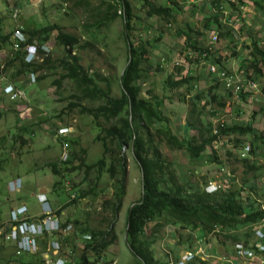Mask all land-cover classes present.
Segmentation results:
<instances>
[{
  "label": "trees",
  "instance_id": "1",
  "mask_svg": "<svg viewBox=\"0 0 264 264\" xmlns=\"http://www.w3.org/2000/svg\"><path fill=\"white\" fill-rule=\"evenodd\" d=\"M61 1L72 2L78 8H86L91 12L93 21H87L82 26L83 31L80 35L67 32L54 22L40 26L26 23L18 28L12 25L10 30L0 25V51L7 50L9 53L6 60L0 64V78L6 73L9 82L23 91L31 74L35 75L37 82L50 79L48 86L55 87L58 95L68 91L65 97L60 96L56 99L59 102L68 101L57 117L61 118L64 114L71 119L75 116H88L97 130L94 140L101 144L102 154L96 162L92 164L86 162L87 150L84 147L74 149V146L80 144V139L67 132L56 136L63 145L66 143L71 148V151L68 150V158L65 161H50L45 165L59 178L47 199L57 216H60L67 206L78 204L80 200L89 197L93 201L98 199L100 209L106 213L100 216L95 210L93 213L85 211L86 218H68L61 223L62 228L68 224L72 226L69 235L63 236L59 232L53 234L57 238L55 240L69 245L74 253L66 264L107 263L104 254L116 241V220L123 208L127 193V153L132 155L142 175L141 197L127 209L123 231L124 243L135 264L169 263L157 259L153 249L160 239V230L167 226L175 228L178 244L184 250L192 252H196L193 247L194 241L207 234H212L213 239L221 243L224 241L219 239V235H224L225 240H230L234 247L238 243H243L245 246L255 242L264 244V227L261 226L264 224L263 175L258 162L251 160L260 145H264V133L254 127L257 113H253L248 121L242 123L226 124L224 121H217L215 125L205 126L201 120L202 115H207L209 111L210 116H213L225 109V103L221 102V96L218 94L219 88L229 95L236 94L243 99H246L247 94L234 93L226 89L215 77L212 85L206 89H197V78L191 75V68H187L184 63H177L175 71L165 81V88L183 90L180 93V101H187L188 96L191 104L190 117L184 126L186 135L183 138L178 137L170 128L168 118L160 110L164 103L163 98L156 94L153 87L145 90L144 86L151 72V65L148 64L149 43L134 36L138 31L139 20H152L155 25H147V27L149 30L157 28L158 35L154 39L155 42L161 41L166 34L175 30L177 38L184 37V42L183 44L175 42L172 48L184 57V61L190 65L214 64L217 68L227 71L225 63L228 58L240 59L241 55L234 51L227 56L221 50H214L210 45L215 43L212 42L213 35L207 43L205 30L209 29L216 33L217 39L231 36L233 27L225 22L224 11L230 8L228 19L239 20L240 12L245 6L250 5L249 8L263 9L264 16V7L260 0H207L211 13L202 18V30L193 21L185 22L186 29L179 27L177 18L185 11L187 0H164L162 3H158L157 0H136V3L131 0H100L97 6L92 5V0ZM194 7L195 5L191 3V16L195 13ZM140 13L144 18L140 17ZM118 18L122 22L120 37L125 45L126 62L123 74L115 79L112 73L104 75L97 70L91 71L92 69L84 67L81 63L82 57L74 53V50L77 47L87 50L92 48L91 44L97 40L95 34L104 28L108 29ZM213 26H216L215 29ZM16 31L22 32L25 37L24 42L12 38ZM257 32V29H252L248 33L249 44L245 43L244 49H249V53L241 60L244 71L240 75L259 84L261 95L257 101H263L264 49L261 46V39L256 35ZM84 35L88 39L81 43ZM34 41L38 43L41 62L25 60V48ZM50 41L54 42V47L46 54L41 50V46ZM15 44H18V48H15ZM58 50L61 54L56 57L55 53ZM157 69L162 70L158 64ZM185 71L187 72L183 75ZM176 75L179 76L177 79H175ZM212 103H218V109L212 108ZM207 106L211 109L207 110ZM259 110L262 111V108ZM196 122H200V125L197 126ZM69 124L66 127H71L73 124L77 130H81L79 124L71 122ZM32 126L33 124L21 126L19 128L21 132L14 140L26 144L27 138L24 135L29 133L32 136L31 134L34 133ZM195 128L198 131L197 135L188 137V130ZM235 135H249L251 146L241 145L238 157H235L232 151H228L226 163L218 159V156L210 158L207 155V160L217 163L219 170H223L225 165L230 167L229 173L223 180L225 183L218 182V186H215L213 191L205 189L208 185L207 180H204V186L193 184L187 179L184 181L181 173L164 156L161 148L164 145L170 149L184 151L191 160H199L205 157L208 148L213 149L222 138H228L230 141ZM229 144L230 148L237 149L240 142L236 139ZM246 146L249 150L242 155ZM232 158L241 165V171L238 166L232 168L229 165L234 163L231 161ZM4 162L5 158H0V171L4 169ZM73 173L82 174L83 177L79 183L71 186V190H68L66 179ZM105 174L108 176L106 182L103 180ZM58 191L66 192L69 201L57 206L53 199ZM91 204L95 203L91 202ZM2 212L3 209L0 210V213ZM93 214L98 215L99 222L106 223V227H92L89 216ZM152 222L155 223L148 230ZM258 231L263 233L262 238L258 237ZM195 232H198L200 237L196 234L194 236ZM48 236L47 234L44 236L41 242L42 248L37 253L16 255L18 258L14 260L0 258V264L17 262L18 259L20 264H47L44 245ZM78 241L83 243V248L79 249ZM78 249L80 253L76 255ZM254 250L256 254L264 257V252ZM175 258L179 261L180 256L177 254ZM186 264L214 263L195 255Z\"/></svg>",
  "mask_w": 264,
  "mask_h": 264
},
{
  "label": "rangeland",
  "instance_id": "2",
  "mask_svg": "<svg viewBox=\"0 0 264 264\" xmlns=\"http://www.w3.org/2000/svg\"><path fill=\"white\" fill-rule=\"evenodd\" d=\"M131 1L136 3V0ZM157 1L158 3L164 2V0ZM91 2L93 6H97L100 0H92ZM260 2L262 7H264V0H260ZM185 5H187L185 8H190L191 1L189 0ZM197 5L196 10L195 7L193 9L195 13H192L189 20L195 21L198 23V28L203 29L202 18L208 16L211 11H209V8L205 4L204 9L202 11L199 10L202 5L201 1ZM249 7L251 6H245L242 12H240L239 20L234 18L228 19L230 8L228 9L226 7L224 19L226 23L232 25V35L218 37L215 43L210 44L214 50H221L227 56H230L234 51L241 55L240 59L235 57L228 58V61L225 63L227 71L233 75L242 74V71H244V68L241 67V60L246 58L249 53V49H244L245 43L249 44V31L257 29L258 32L256 35L261 39V46L264 49L263 9ZM16 11L18 14L14 15ZM136 12H138L137 9ZM90 14L91 12L86 10V8H78L72 2L64 3L61 0H0V25L5 27L6 30H10L12 25L18 28L26 23L40 26L47 22H54L58 23L65 31L80 35L83 31L82 26L87 21H93ZM140 14V17L144 18V15L142 13ZM179 19L185 21L187 17L184 14H179ZM139 23H137L138 31L134 36L140 37L142 41L149 43L150 59L148 64L151 65L150 78L145 83V90L153 87L156 94L163 98L164 103L160 107V110L168 118V124L173 133L183 138L186 135L184 126L190 117L189 111L191 104L189 103L188 96L187 101H180V93L183 90H168L165 88L167 77L175 71L177 63H184L187 68H191V75L197 78V89H206L214 83L215 78L209 73L208 64L190 65L184 61V57L172 48L175 42L180 44L184 41L183 38H177L175 35L176 31H170L161 41L155 42L154 39L158 35L157 28L149 30L147 27V25H155V22L143 19V21L139 20ZM215 27L213 26V29ZM121 31L122 22L118 18L108 29L104 28L95 34L97 40L94 41V44H91L92 48L87 50L77 47L74 53H78L82 57L81 63L84 67L92 69L91 71L97 70L104 75H111L112 73L115 79H117L126 62L125 45L120 37ZM205 33L208 38L207 43L210 42L209 38L212 35H217L209 29H206ZM12 38L14 39V35ZM86 39L88 38L84 35L81 43ZM50 46H54L52 41H50ZM60 54V50H58L55 56L59 57ZM8 55L7 50L0 51V64L6 60ZM55 56L53 55V57ZM157 64L162 69L161 71L157 69ZM179 75L181 76V74ZM178 77L176 75L175 79ZM49 82L50 79L37 82L36 78L32 81L31 76H29V81H27L24 88L25 93H27V98L12 101L9 96L7 97L3 93V89L11 84L7 74L3 73L0 78V93L4 95L2 97L0 94V158H5L4 169L0 171V210L3 209L4 211L6 209L8 211L12 205L16 204L17 206L22 201L27 203L33 210H41V203L37 199V196H33L32 194H37L39 187L53 189L54 184L59 179L45 165L50 161H59L62 159L63 143L58 140L55 133L58 134V130L70 125V122L77 123L81 127L79 131L75 125L72 124L71 126V133L69 134L74 137L77 136L80 139V144L74 146V149L78 150L80 147H84L87 150L86 162L88 164L96 162L101 157L102 146L94 140L97 130L94 128L91 118L88 116H75L71 119L65 114L61 118H58V113L68 104V101L59 102L56 99L60 96L65 97L68 91L58 95L55 87L48 86ZM260 91L261 88L259 87L256 91L244 92L247 94V97L245 96L246 99H243L236 94L229 95L225 90L219 88L218 94L221 96V102L225 103L226 107L222 112L213 114V116H210V111L207 115L203 114L201 117L203 125L212 126L217 121H224L226 124L235 122L242 123L248 121L253 113H257L254 119V127L264 133V97L263 101H257L261 95ZM211 107L218 109L219 105L218 103H212ZM211 107L207 106L206 109H211ZM260 108H262V111L259 110ZM193 117L197 118L196 115H193ZM30 124H33L34 133L31 134L32 136L29 133L24 135L27 138V143L22 144L21 141L14 140L21 132L19 128ZM196 124L199 126L200 122H196ZM197 133L196 128L189 129L187 132L188 137L197 135ZM231 139L228 141V138H222L213 149L208 148L205 157L203 156L199 160H191L184 151L170 149L164 145L161 148L164 156L181 173L184 181L187 179V181H191L193 184L204 186V180H207L208 185L205 186V189L207 191L208 189L213 191L219 183L223 184L224 177L229 173L230 167H226L225 165L223 170H219L217 163L207 160V155L210 158L218 156V159L226 163L227 152L232 151L235 157L240 156L241 145H250L251 138L249 135H235ZM236 139L240 142V145L237 149L230 148L229 143ZM68 150L71 151V148L68 147ZM9 152L10 156H8ZM43 152L45 153L43 154ZM127 160V193L124 198L123 208L116 220V241L104 254V260L107 261L106 264H135L134 259L130 256L127 250L128 248L124 243L123 231L126 224L127 209L140 199L142 187L139 168L130 153H127ZM251 160H256L261 167L260 172L263 175L262 179L264 182V145H260L256 155ZM231 161L234 162L233 164H229L232 168L238 166L239 171L242 170L241 165L235 162L233 158ZM18 176H22L25 186L20 190H11V186ZM82 177V174L76 173L69 175L66 179L67 189L71 190V186L74 183H79ZM103 180L104 182L108 180L106 174ZM53 200H55V204L58 206L69 201V196L64 191H58ZM91 202L95 204H91ZM99 205L100 202H98V199L93 201L89 197L80 200L78 204L67 206L65 211L67 217L71 219L74 217L84 219L87 216L85 211L93 213L94 210L95 213L99 212V215L103 216L106 213L100 209ZM89 206L92 207L89 208ZM97 216L96 214L89 216L92 220L90 225L92 227H106V223L99 222L100 218ZM96 218L98 221H96ZM159 220L161 221V219ZM154 223L149 224L148 230L153 227ZM7 227L8 224L0 223V249L6 253V259L14 260L18 258L15 254L16 247L13 244H6L3 240V234L6 232ZM195 234L198 235V232H195L194 236ZM219 239L224 241V243L216 242L212 234H207L206 236H201V239H196L193 247L196 249L198 257L214 264H261L259 258L248 259L238 256L233 243L230 240L228 241V239L225 240L224 235L220 234ZM178 242L179 240L174 227L167 226L161 229L160 239L153 247L156 258L162 261H169L168 264H176L178 260H176L175 255L178 254L180 256L179 260H184L186 253L190 251L184 250ZM65 244L62 246L63 251L67 252L69 249L71 250L69 248L70 246ZM78 245L79 249L83 248L82 242L78 241ZM79 249L76 255L80 253ZM11 264H20V259L17 262L13 261Z\"/></svg>",
  "mask_w": 264,
  "mask_h": 264
},
{
  "label": "built area",
  "instance_id": "3",
  "mask_svg": "<svg viewBox=\"0 0 264 264\" xmlns=\"http://www.w3.org/2000/svg\"><path fill=\"white\" fill-rule=\"evenodd\" d=\"M16 11L14 15H17ZM14 39L18 42H24L25 37L20 31H16L14 34ZM216 35L212 36V42H216ZM54 43V42H53ZM54 47V46H53ZM50 42L41 46V50L44 53H49L52 48ZM15 48H18V44H15ZM25 60L27 62L42 61V57L38 54V43L33 42V44H28L26 46ZM209 73L222 82L226 89L233 91L234 93L256 91L259 89V84L244 78L240 74L233 75L226 70H221L217 68L214 64H208ZM31 79L34 81L35 75L31 74ZM4 95L9 96L12 101H19L26 99L25 91L16 88L14 85L9 84L3 89ZM67 132H71V127H65L58 130L59 135H63ZM249 150L246 146L242 155H245ZM61 160L65 161L68 158V145L64 143L63 152L61 155ZM210 187V186H209ZM21 188L20 179H16L12 185V189L19 190ZM215 190V189H214ZM209 191H212L211 189ZM42 208V217L37 220L27 221V207L25 205L19 206L9 213V223L6 232L3 234V240L6 244H14L16 247L15 254L17 256L24 253H37L41 250V241L44 240V236L47 234L53 236L55 232L61 233V235H69L72 230V226L68 224L66 227L62 228L61 222L54 215L52 209L48 204V200L45 195L39 194L37 196ZM257 235L259 238L263 237V233L258 231ZM63 243L54 239L45 240V260L47 264H66L74 256V253L69 249V251L64 252L62 249ZM264 252V244L260 242H255L252 245H244L243 243H238L235 245V251L238 256L246 257L248 259H253L257 257L255 250ZM196 252H188L185 255V259L178 261L176 264H186L190 261ZM260 261L264 263V257L260 254ZM73 264V263H72Z\"/></svg>",
  "mask_w": 264,
  "mask_h": 264
},
{
  "label": "crops",
  "instance_id": "4",
  "mask_svg": "<svg viewBox=\"0 0 264 264\" xmlns=\"http://www.w3.org/2000/svg\"><path fill=\"white\" fill-rule=\"evenodd\" d=\"M191 1V3H193L194 5H195V10H196V8H197V3L199 2V1H201L202 2V5L200 6L201 8H199V10H201L202 11V9H204V4L209 8V11H211V7H210V4H209V2H205L204 3V1H207V0H196V1H194V0H190ZM189 2V0H187V3ZM197 2V3H196ZM207 3V4H206ZM182 4V3H181ZM187 6V5H186ZM186 6H184V8L186 7ZM180 14H184L186 17H187V20H185V21H182L181 19H179V15H178V21H179V27L180 28H182V29H186L185 28V22L187 21V22H189L190 20V16H191V13H190V8L188 7V8H185V11L183 12V13H180ZM195 22V21H194ZM196 23V22H195ZM198 23H196V25H197ZM198 27V26H197ZM202 30V29H201ZM173 31V30H172ZM175 31V30H174ZM181 38H183V40H184V37H181ZM180 39V38H179ZM184 42V41H183ZM180 44H183V43H180ZM1 94V96L3 97L4 95H3V93H0ZM27 94V93H26ZM71 133V132H70ZM55 135H56V133H55ZM45 152H43V154H44ZM18 179H20V181H21V188L20 189H22V188H24V186H25V183L23 182V180H22V176H18L17 177ZM16 178V179H17ZM11 188H12V186H11ZM19 189V190H20ZM51 191H52V188H47V187H39L38 188V192H37V194L39 195V194H42V195H45L46 196V198L47 199H49V197H50V193H51ZM36 193H33L32 195L33 196H38ZM38 199V198H37ZM7 201H9V199H7ZM48 204H49V206H50V208L52 209V207H51V203H49L48 202ZM22 205H25L26 207H27V214H26V216H27V218L28 219H32L33 221H35V220H37L38 218H41L43 215H42V208H41V210L40 211H36V210H33V209H31V207L27 204V203H25L24 201H22V202H20L17 206H16V204H14V205H12L11 207H10V209L7 211L6 209L1 213V217H0V223H5V224H8L9 223V213H10V211L11 210H13V209H15V208H17V207H19V206H22ZM52 211H53V213H54V215L57 217V219L62 223V222H64V221H66L69 217H67V215H66V211H65V209L61 212V214H60V216H57L56 214H55V209H52ZM6 216V217H5ZM3 219V220H2ZM263 225V224H262ZM261 225V226H262ZM264 226V225H263ZM55 238L56 237H54V236H48L46 239H54L55 240ZM42 242V241H41ZM14 245V244H13ZM14 247H15V245H14ZM6 257V253L2 250V249H0V258H5ZM256 258H259L260 259V256L257 254V257ZM261 262V261H260ZM12 263V262H11ZM11 263H9V264H11ZM261 264H264V263H261Z\"/></svg>",
  "mask_w": 264,
  "mask_h": 264
},
{
  "label": "water",
  "instance_id": "5",
  "mask_svg": "<svg viewBox=\"0 0 264 264\" xmlns=\"http://www.w3.org/2000/svg\"><path fill=\"white\" fill-rule=\"evenodd\" d=\"M129 53H130V51H129ZM129 55H130V54H129ZM121 74H123V70H122ZM141 176H142V175H141Z\"/></svg>",
  "mask_w": 264,
  "mask_h": 264
},
{
  "label": "clouds",
  "instance_id": "6",
  "mask_svg": "<svg viewBox=\"0 0 264 264\" xmlns=\"http://www.w3.org/2000/svg\"><path fill=\"white\" fill-rule=\"evenodd\" d=\"M209 190V189H208Z\"/></svg>",
  "mask_w": 264,
  "mask_h": 264
}]
</instances>
